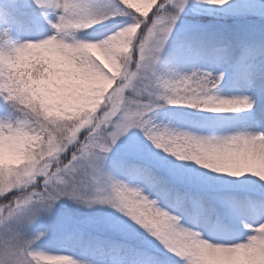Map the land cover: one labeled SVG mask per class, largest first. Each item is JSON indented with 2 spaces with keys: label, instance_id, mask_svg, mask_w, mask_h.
Here are the masks:
<instances>
[{
  "label": "snow or ice",
  "instance_id": "6c2138e0",
  "mask_svg": "<svg viewBox=\"0 0 264 264\" xmlns=\"http://www.w3.org/2000/svg\"><path fill=\"white\" fill-rule=\"evenodd\" d=\"M0 264H264V2L0 0Z\"/></svg>",
  "mask_w": 264,
  "mask_h": 264
},
{
  "label": "trees",
  "instance_id": "16d2710c",
  "mask_svg": "<svg viewBox=\"0 0 264 264\" xmlns=\"http://www.w3.org/2000/svg\"><path fill=\"white\" fill-rule=\"evenodd\" d=\"M261 2H264V0H261Z\"/></svg>",
  "mask_w": 264,
  "mask_h": 264
}]
</instances>
